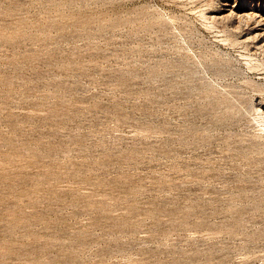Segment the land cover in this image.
I'll list each match as a JSON object with an SVG mask.
<instances>
[{
	"label": "rangeland",
	"instance_id": "rangeland-1",
	"mask_svg": "<svg viewBox=\"0 0 264 264\" xmlns=\"http://www.w3.org/2000/svg\"><path fill=\"white\" fill-rule=\"evenodd\" d=\"M263 27L264 0H0V264H264Z\"/></svg>",
	"mask_w": 264,
	"mask_h": 264
},
{
	"label": "bare ground",
	"instance_id": "bare-ground-1",
	"mask_svg": "<svg viewBox=\"0 0 264 264\" xmlns=\"http://www.w3.org/2000/svg\"><path fill=\"white\" fill-rule=\"evenodd\" d=\"M251 13H252V12H251ZM244 15H245V14H244ZM246 15H247V14H246ZM242 16H243V15H242ZM251 16H252V15H251ZM246 18H247V16H246ZM258 19H259V18H258ZM249 21H250V20H249ZM263 30H264V27H263ZM263 30H262V32H263ZM260 34H262V33H260ZM256 36H257V35L254 34V35H252L251 37H252L253 39H255ZM259 36H260V35H259ZM259 36H257V37H259ZM257 37H256V38H257ZM248 38H249V37H248ZM252 38H251V39H252ZM253 39H252V41H253ZM255 40H256V39H255ZM254 42H255V41H254ZM251 43H252V42H251ZM254 46H255V50H256V49H259V51H260V50H262V48H264V47H263V46H264V43L260 44V43L258 42V40H257V42L255 43ZM256 107H257V106H256ZM259 107H260V106H259ZM254 110H255V109H254ZM256 110H258L259 114L262 115V120H263V121H262L261 119H260V121L263 122V130H262V131L264 132V116H263V115H264V111H263V110H260V108H257ZM258 112H256V113H258ZM256 117H258V116H256ZM259 118H260V117H259ZM255 119H256V118H255ZM260 121H258V122H260Z\"/></svg>",
	"mask_w": 264,
	"mask_h": 264
}]
</instances>
